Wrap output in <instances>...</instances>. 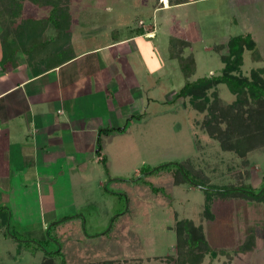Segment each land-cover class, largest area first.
Here are the masks:
<instances>
[{
	"label": "rangeland",
	"instance_id": "rangeland-1",
	"mask_svg": "<svg viewBox=\"0 0 264 264\" xmlns=\"http://www.w3.org/2000/svg\"><path fill=\"white\" fill-rule=\"evenodd\" d=\"M23 3V16L43 18L49 14L50 6ZM158 4L159 0L69 1L73 19L84 23L75 26L76 47L105 45L141 25L139 17L149 22L155 19L145 26L148 36L143 35L152 50L138 49L134 41L123 46L125 52L131 46L134 48L124 57L136 76L150 67L146 77L147 99L144 98L141 110L109 115V120L80 115L90 124L94 122L90 118L97 117L106 155L105 162H90L85 176L83 173L70 177L64 167L55 169L50 183L36 182L34 176L20 174L22 183L26 179L18 193L25 197L18 199L31 202L29 206L38 210L34 220L45 218L47 222L42 228L37 221L34 225L21 221L24 218L15 216L18 210L3 198L11 215L9 225L0 226V264H45V251H53L58 245L60 253L52 256L54 264H176L174 228L181 218L200 225L207 247L218 251L211 261L206 254L202 264H264L263 200H256L251 194L246 197L212 193V217H208L203 208L206 191L201 186L175 184L172 164L153 170L162 163L186 160L191 170L205 178L207 187L242 185L250 187L248 191H256L264 182V146L244 157L223 150L201 123L206 112H198L176 98L186 78L177 59L168 57L169 35L181 38L186 34L182 39L190 41L191 46L184 53L192 52L196 62L195 73L189 80L218 74L222 67L219 54L225 48L216 52L212 47L223 45L230 35L241 32L244 21L249 20L252 24L245 26L256 33L263 58L252 62L246 52L242 73L248 75L252 67L264 66V0H249L247 4L241 0H194L153 13ZM175 21H187L189 27L184 30ZM52 30L47 29L46 35ZM130 82L135 86L132 79ZM215 90L224 103L235 98L224 85ZM84 167L87 164L81 162L77 170ZM8 173L0 180V192L10 190L14 173ZM64 215L70 217L59 220ZM51 220L57 223L52 224ZM246 238L253 240V244L243 251L239 247ZM24 239L34 242H23Z\"/></svg>",
	"mask_w": 264,
	"mask_h": 264
},
{
	"label": "crops",
	"instance_id": "crops-1",
	"mask_svg": "<svg viewBox=\"0 0 264 264\" xmlns=\"http://www.w3.org/2000/svg\"><path fill=\"white\" fill-rule=\"evenodd\" d=\"M160 1L153 8V13L178 8L194 0L173 4L169 0ZM241 2L247 4L249 0ZM169 16L173 19L172 15ZM138 19L142 24L132 27L127 36L91 48L76 47L74 29L78 23H84L73 19L70 39L74 55L72 59L38 76H31L18 52L14 69H0V180L4 179V174L9 175L8 171L14 173L10 177L9 192L1 191L0 199L3 203L1 206H7L10 210L9 204L18 210L15 216L24 218L21 221L34 225L38 220H34L38 210L29 206L31 202L18 199L25 197L18 193L26 179L24 177L22 183L20 174L34 176L36 182L50 183L55 169L64 167L70 172V177H78L83 173L85 176L90 162L98 163L96 141L101 124L96 116L90 118L94 121L90 124L80 115H97L100 119L107 117L109 120V115H126L142 109L144 98L147 99L146 77L150 74V67L142 69L136 76L124 57L127 53L130 55L134 48L131 46L125 52L123 46L134 41L138 49L143 47L146 50L149 47L152 50L151 43L144 40L143 35L148 36L146 33L149 29L145 26L154 23L155 19L152 22ZM175 23L184 30L189 27L187 21ZM192 23L191 28L196 33L195 22ZM245 24L250 26L252 21L245 20ZM244 26L242 32H250L251 29ZM255 34L252 35L257 42ZM185 36L180 35L181 38ZM137 41L142 42L139 44ZM130 79L135 86L131 85ZM136 91H139L138 95L134 94ZM138 104L140 108L137 109ZM100 145V154L106 156L101 142ZM78 162H83L84 166L87 164V167L77 170ZM3 198L8 204L3 202ZM44 219L37 221V225L41 224L44 228L47 222Z\"/></svg>",
	"mask_w": 264,
	"mask_h": 264
},
{
	"label": "trees",
	"instance_id": "trees-1",
	"mask_svg": "<svg viewBox=\"0 0 264 264\" xmlns=\"http://www.w3.org/2000/svg\"><path fill=\"white\" fill-rule=\"evenodd\" d=\"M30 1L36 5L50 6L49 14L43 18L23 16V2ZM70 0H0V69L5 71L14 69L17 65V53L24 58V64L31 76H38L72 59L71 26L73 17L68 9ZM156 2L158 0H155ZM170 4L186 0H169ZM161 3V1L159 0ZM52 33L46 35L47 29ZM141 33V32H140ZM191 42L176 36L168 38V57L177 59L180 70L186 78L175 96L184 104L197 110L206 112L202 125L210 137L219 142L220 147L233 151L239 157L247 152L264 146V66L252 67L248 75L242 73L244 54L248 52L252 62L262 60V48L249 31H241L230 35L223 45H214L217 52L223 47L225 52L219 54L222 67L218 74L198 77L189 80L195 73L196 62L192 52L185 54V49ZM224 85L234 95L231 103H224L215 90L216 86ZM210 92V93H208ZM224 124V127L221 126ZM98 131L96 154L98 160L105 162V156L100 154V134ZM174 165V183H191L201 186L205 191L204 212L208 217L212 193H230L231 195L251 194L256 200L264 201V182L256 191H248L250 187L242 185L207 187L205 178L191 170L188 161L162 163L155 167L167 168ZM263 187V188H262ZM262 189V190H261ZM261 192L257 194V192ZM10 210L7 206H0V226H8ZM70 216L64 215L59 220ZM57 223L53 221L52 224ZM177 256L176 264H202L206 254L209 261L216 258L218 251L207 247L203 229L194 225L191 219L181 218L175 223ZM7 233L11 235L8 231ZM22 241L15 235H11ZM23 242H34L24 239ZM253 240L244 239L240 245L243 251L249 250ZM59 247V245H58ZM45 251V264H54L53 255L60 253V248ZM230 257L229 254L226 253ZM172 258V257H169ZM94 264V263H89ZM103 264V263H102Z\"/></svg>",
	"mask_w": 264,
	"mask_h": 264
},
{
	"label": "bare ground",
	"instance_id": "bare-ground-1",
	"mask_svg": "<svg viewBox=\"0 0 264 264\" xmlns=\"http://www.w3.org/2000/svg\"><path fill=\"white\" fill-rule=\"evenodd\" d=\"M166 1V0H165Z\"/></svg>",
	"mask_w": 264,
	"mask_h": 264
}]
</instances>
